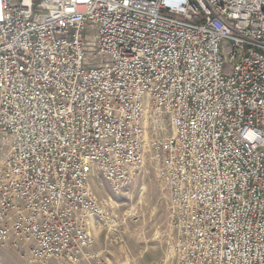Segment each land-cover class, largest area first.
<instances>
[{"label": "built area", "instance_id": "obj_1", "mask_svg": "<svg viewBox=\"0 0 264 264\" xmlns=\"http://www.w3.org/2000/svg\"><path fill=\"white\" fill-rule=\"evenodd\" d=\"M149 160L169 264H264V0H0V248L99 264Z\"/></svg>", "mask_w": 264, "mask_h": 264}, {"label": "rangeland", "instance_id": "obj_2", "mask_svg": "<svg viewBox=\"0 0 264 264\" xmlns=\"http://www.w3.org/2000/svg\"><path fill=\"white\" fill-rule=\"evenodd\" d=\"M99 201L108 208L117 226L106 221L97 229L99 264H169L173 259L174 230L167 195L154 162L148 161L130 187L115 193L101 179L91 182ZM1 264H32L30 250L0 248ZM86 264V263H85Z\"/></svg>", "mask_w": 264, "mask_h": 264}, {"label": "crops", "instance_id": "obj_3", "mask_svg": "<svg viewBox=\"0 0 264 264\" xmlns=\"http://www.w3.org/2000/svg\"><path fill=\"white\" fill-rule=\"evenodd\" d=\"M99 225H100V223L95 221V220L92 222V232H93L95 240H96L95 251H97V252H101L97 246V229L99 228Z\"/></svg>", "mask_w": 264, "mask_h": 264}]
</instances>
